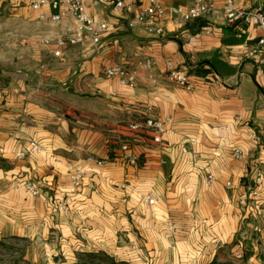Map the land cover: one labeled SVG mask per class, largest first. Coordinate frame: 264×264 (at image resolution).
Here are the masks:
<instances>
[{"label": "crops", "instance_id": "0c3cea01", "mask_svg": "<svg viewBox=\"0 0 264 264\" xmlns=\"http://www.w3.org/2000/svg\"><path fill=\"white\" fill-rule=\"evenodd\" d=\"M30 1L0 0V243L24 242L30 264H74L81 253L222 264L245 260L248 246L249 264H263L264 190L255 199L250 191L256 167L264 184V65L249 53L264 30L227 23L223 0L185 23L167 17L159 35L107 0H83L107 24L96 49L89 39L70 44L74 22L51 21L50 6ZM233 1L244 11L264 5ZM167 60L187 67L191 90L168 81ZM112 65L133 73L136 87L107 77ZM148 116L169 118L159 143L151 130L128 127ZM32 141L41 151H30ZM71 163L86 175L60 210ZM25 179L37 194L17 186ZM153 193L154 204L142 202Z\"/></svg>", "mask_w": 264, "mask_h": 264}, {"label": "built area", "instance_id": "2783aa9c", "mask_svg": "<svg viewBox=\"0 0 264 264\" xmlns=\"http://www.w3.org/2000/svg\"><path fill=\"white\" fill-rule=\"evenodd\" d=\"M107 1L114 9L116 8L129 13L133 12L134 23L145 26L149 31L157 35L163 33L161 24L167 17L173 18L179 23H185L197 19L215 8V2L213 0H194L187 8L180 6H165L158 0H146V2L141 5H136L141 0ZM29 5L33 9H40L44 5L50 6L51 9L54 10L49 17L51 21L70 20L74 22L73 35L69 40L70 44H80L83 43L85 39H89L96 46V49L100 47L102 35L107 30V24L105 22L96 23L94 18L86 12L83 0H31ZM222 10L229 24L240 21L259 26L264 30V5L254 11H244L236 8L233 0H223ZM41 15L43 16V14ZM57 53L58 52H56V54ZM249 54L251 56L256 54V63L264 65V36L258 38ZM145 67L150 68V62H147ZM164 72L166 78L172 84L185 90L192 89L193 76L190 74L187 67L182 66L179 68L174 66L171 61L167 60ZM104 73L107 77H118L119 83L128 88H134L137 85L133 73L119 65L105 67ZM168 122L169 118L160 119L148 116L142 120L129 123L128 127L132 131L144 129L151 130L154 134L153 141L159 143L161 142V135L165 132ZM41 149L42 147L37 142L32 141L30 143L31 152H39ZM122 149L127 151L124 154L127 162L129 164H135L136 156L128 151L127 143L122 145ZM233 157L237 160H241L243 158L242 151L240 149H235L233 151ZM95 163L98 165L102 164L99 160H95ZM68 173L70 180V186L67 191L68 196L58 200L57 208L60 210L64 209L69 203L70 198L77 195L79 192L86 175V170L81 166L71 163L68 165ZM260 173L261 169L256 167L254 182L250 191V195L253 199L259 196L260 186L263 187L264 190V184ZM208 178L210 179V176ZM227 185L229 186V183H227ZM17 186L22 187L30 194L38 193L37 184L34 180L25 179L19 182ZM158 199L159 196L155 193L145 194L141 197L142 202L149 205L154 204ZM255 231L259 232L260 229L257 227Z\"/></svg>", "mask_w": 264, "mask_h": 264}, {"label": "rangeland", "instance_id": "374dc122", "mask_svg": "<svg viewBox=\"0 0 264 264\" xmlns=\"http://www.w3.org/2000/svg\"><path fill=\"white\" fill-rule=\"evenodd\" d=\"M259 232L255 231L256 235H258ZM258 237L254 238V239L257 241ZM25 245L26 244L24 242H22V241L20 242L18 239H5L0 246V264H30L29 261L24 259L20 254L21 251L25 248ZM4 246H6V247H4ZM247 249H248V251L245 250L244 251L245 253L243 254L246 256V257H244L245 260H243V261H237V259L228 260V262L226 261L225 263H222V264H249L247 256H249V254L251 253V250H250L249 246ZM117 260L119 261V264H145L144 262L140 261L138 263V262L133 261L131 259H128L129 262L126 261V259H117ZM218 264H220V263H218ZM260 264H262V263H260Z\"/></svg>", "mask_w": 264, "mask_h": 264}, {"label": "trees", "instance_id": "16d2710c", "mask_svg": "<svg viewBox=\"0 0 264 264\" xmlns=\"http://www.w3.org/2000/svg\"><path fill=\"white\" fill-rule=\"evenodd\" d=\"M2 243H0L1 246ZM6 247V246H4ZM21 254V253H20ZM119 264L117 259L107 256L104 253H81L77 256L74 264ZM121 263V262H120Z\"/></svg>", "mask_w": 264, "mask_h": 264}]
</instances>
